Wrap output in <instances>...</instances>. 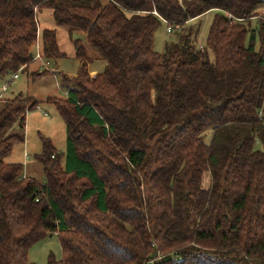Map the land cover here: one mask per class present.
Segmentation results:
<instances>
[{"label": "trees", "instance_id": "16d2710c", "mask_svg": "<svg viewBox=\"0 0 264 264\" xmlns=\"http://www.w3.org/2000/svg\"><path fill=\"white\" fill-rule=\"evenodd\" d=\"M262 7L264 0H0V76L27 68L36 45L44 56L61 54L55 32H39L45 8L105 62L89 75L74 42L81 67L65 78L74 88L67 99H47L64 122L66 152L44 140L35 156L43 184L3 160L23 141L7 130L23 127L39 102H4L0 264H30L29 249L55 235L59 264H264ZM211 11L198 48V30L187 25ZM161 23L178 38L158 53Z\"/></svg>", "mask_w": 264, "mask_h": 264}, {"label": "rangeland", "instance_id": "374dc122", "mask_svg": "<svg viewBox=\"0 0 264 264\" xmlns=\"http://www.w3.org/2000/svg\"><path fill=\"white\" fill-rule=\"evenodd\" d=\"M261 13V11H260ZM216 12L211 11L187 25V29L198 30L196 46L203 47L208 29ZM264 13L259 15L264 16ZM39 32L41 30H52L56 34L59 56H44L42 44L38 45L41 51V59H34L24 70L19 71L18 78L14 79L16 73L8 72L0 76V110L4 102L19 95L31 97L39 102L36 109L26 113L24 126L20 127L15 123L6 132V135L18 134L23 137L22 142L13 145L10 154L3 158L4 161L22 165V175L34 179L39 184L45 182L42 164L35 159L42 152L44 140H48L57 153L66 152L67 133L64 122L52 103L47 99H67V92L74 88L71 81L80 67L81 60L76 56L75 41H79L87 58V71L89 75L95 76L104 71L105 62L98 52L86 43L85 35L66 26H58L53 19L50 9H42L37 14ZM258 21L252 20L251 30L256 29ZM168 31V30H167ZM178 33H167L166 24L161 23L154 34L153 50L162 53L165 43H170L178 38ZM247 38V44H248ZM255 49L258 50V39L254 42ZM36 49V48H35ZM2 86L4 90L1 89ZM65 167V159L61 161ZM204 173L201 180L202 188H206L207 181L210 184V176ZM62 258L61 247L58 237L49 236L35 243L28 251V261L30 264H59Z\"/></svg>", "mask_w": 264, "mask_h": 264}, {"label": "built area", "instance_id": "2783aa9c", "mask_svg": "<svg viewBox=\"0 0 264 264\" xmlns=\"http://www.w3.org/2000/svg\"><path fill=\"white\" fill-rule=\"evenodd\" d=\"M260 11H261V13H264V7L260 8V10H258V12H257L258 15L261 14ZM263 17L264 16H261V15L258 16V18H261V19H264ZM39 50L40 49H38V45H36V52H35V55L33 56L34 59H37V60H40L41 59V52H39ZM17 73L13 75L14 79H16L18 77V74ZM3 90H4V87H3Z\"/></svg>", "mask_w": 264, "mask_h": 264}, {"label": "crops", "instance_id": "0c3cea01", "mask_svg": "<svg viewBox=\"0 0 264 264\" xmlns=\"http://www.w3.org/2000/svg\"><path fill=\"white\" fill-rule=\"evenodd\" d=\"M19 77V76H18ZM17 77V78H18ZM14 78V77H13ZM1 89H3V86H2V88ZM26 120V119H25ZM4 162H6V161H4ZM7 163V162H6ZM11 162H8V164H10ZM208 177H209V175H208ZM23 178H28V177H26L25 175H23ZM210 185V184H209ZM209 185H208V181H207V186H206V188L205 189H207L208 187H209Z\"/></svg>", "mask_w": 264, "mask_h": 264}]
</instances>
